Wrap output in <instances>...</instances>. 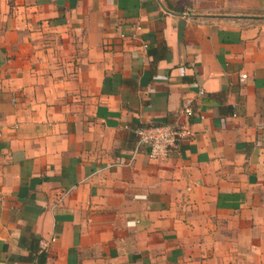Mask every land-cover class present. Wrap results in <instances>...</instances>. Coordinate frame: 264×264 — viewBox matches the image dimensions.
Instances as JSON below:
<instances>
[{
    "label": "crops",
    "instance_id": "crops-1",
    "mask_svg": "<svg viewBox=\"0 0 264 264\" xmlns=\"http://www.w3.org/2000/svg\"><path fill=\"white\" fill-rule=\"evenodd\" d=\"M34 261L264 264V0H0V264Z\"/></svg>",
    "mask_w": 264,
    "mask_h": 264
},
{
    "label": "built area",
    "instance_id": "built-area-1",
    "mask_svg": "<svg viewBox=\"0 0 264 264\" xmlns=\"http://www.w3.org/2000/svg\"><path fill=\"white\" fill-rule=\"evenodd\" d=\"M239 79L243 82L246 79V75H241ZM199 94H204L202 89H200ZM193 115L192 101L185 100L181 107V121L172 125L152 126L138 130L137 144L147 147L150 159H166L169 154L180 147V144L183 141H186L193 136L190 127V118ZM54 241V238L38 241L37 257L47 255ZM32 264L42 263L34 261Z\"/></svg>",
    "mask_w": 264,
    "mask_h": 264
},
{
    "label": "trees",
    "instance_id": "trees-1",
    "mask_svg": "<svg viewBox=\"0 0 264 264\" xmlns=\"http://www.w3.org/2000/svg\"><path fill=\"white\" fill-rule=\"evenodd\" d=\"M136 137H137V135H136ZM137 139H138V137H137ZM38 258H39V261L42 262L44 257L43 256H40Z\"/></svg>",
    "mask_w": 264,
    "mask_h": 264
}]
</instances>
